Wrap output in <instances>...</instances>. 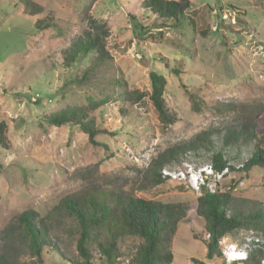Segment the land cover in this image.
Returning <instances> with one entry per match:
<instances>
[{
    "label": "rangeland",
    "instance_id": "1",
    "mask_svg": "<svg viewBox=\"0 0 264 264\" xmlns=\"http://www.w3.org/2000/svg\"><path fill=\"white\" fill-rule=\"evenodd\" d=\"M32 1L44 8L43 14L30 15V9L18 0H0V122L7 124L9 145L8 149L0 146V254L7 253L19 264L33 263L29 251L10 236L17 217L33 210L47 223L56 215L49 233L56 249L44 251L45 264L82 260L78 229L72 219L57 215L60 202L93 188H120L137 197L187 207V219L179 224L173 241L172 264H195L192 259L234 264L224 253L223 259L207 261L205 245L193 237L202 232L205 238L194 183H183L184 190L175 182L155 186L148 181V172L166 150L182 147L204 133L212 136L216 148L226 130L260 118L264 112V0H191L189 19L163 30L164 34L162 20L146 9L145 0ZM47 15L54 27L37 28L38 20ZM89 16L110 29L107 44L113 59L82 81L89 59L65 68L62 55L90 29ZM135 24L146 30L136 31ZM151 71L168 82L165 100L179 119L169 127L160 123L149 102L126 103V91L150 90ZM190 94L200 103V112L193 110ZM95 103L101 108L92 117L110 131L96 138L100 146L92 145L75 124L47 123L50 115ZM121 106H127L128 113H122ZM237 144L229 146L234 154L229 161L236 168L248 156L244 150H253L256 142L241 149L243 144ZM210 155L203 148L187 151L170 168L186 170L187 161L199 166L209 162ZM226 182L234 186L231 193L236 198L264 203V167H253L248 174L232 172L218 184L221 191L229 189ZM142 186L148 189L143 192ZM138 242L134 238L120 242L124 255ZM254 242L264 244V236L237 232L219 246L221 251L229 245L244 251ZM88 248L94 264H111L93 242ZM128 258L123 256L115 264H128Z\"/></svg>",
    "mask_w": 264,
    "mask_h": 264
},
{
    "label": "trees",
    "instance_id": "2",
    "mask_svg": "<svg viewBox=\"0 0 264 264\" xmlns=\"http://www.w3.org/2000/svg\"><path fill=\"white\" fill-rule=\"evenodd\" d=\"M18 2L25 9H30L29 14L32 16L43 14L45 11L32 0H18ZM144 6L162 20L161 34H164L163 30L178 27L182 21H187L188 11L193 13L191 0H145ZM48 18L49 15L39 19L36 23L37 28L54 27L53 23L48 22L51 18L49 20ZM167 22H170L171 26ZM88 23L90 29L77 37L62 55V64L65 68L74 65L77 61L89 59L90 67L84 72L82 81H87L91 73H95L97 68L107 65L113 59L107 44L111 34L110 29L91 16L88 18ZM189 23L192 27L196 24L191 17ZM135 27L136 31L139 29V32L146 30L143 26L137 28L136 24ZM173 71L177 75L180 73L178 69ZM149 80L150 90L147 92L136 89L126 91V103L145 104L147 101L158 113V119L164 127L177 123L179 121L177 115L170 112L165 100L167 79L159 72L151 71ZM189 98L192 101L193 110L200 112L201 106L195 96L190 94ZM100 108L101 106L95 103L86 107L66 109L60 114L46 117V120L52 126L75 124L88 136L92 145L100 146L102 144L96 138L99 135L110 134L109 130L96 124L92 117V113ZM121 108L122 113H128L127 106H121ZM262 114L257 121L251 120V124H242L239 129L233 127L226 130L223 142L216 148L215 142L211 140L212 136L204 133L182 147L166 150L150 166L148 181L155 186L170 182L168 177L162 175V170L170 168L173 162L180 163V156L186 155L187 151L199 148L210 151L211 160L207 163H210L215 170L222 172L227 168L232 172L238 171L229 161L234 155L229 146L237 143L243 144L240 146L241 149L251 142H256L253 150H244L248 156L241 163V171L249 173L253 167H264V112ZM6 131V122H0V146L3 149L9 147ZM176 184L179 189H185L182 184ZM225 186L229 189L215 193L207 191L198 198L197 215L202 219L201 226L205 238L202 232L193 233V237L205 245V258L210 262L222 258L219 243L227 236L240 231H251L264 236V203L236 198L231 193L234 187L231 182H226ZM140 189L145 192L148 188L142 186ZM56 212H58L57 215L72 219L74 228L78 229L77 249L82 260L74 261V264H94L93 252L88 248L90 242L95 244L101 255L111 264H115L117 259L123 256L129 257L128 264H172L173 241L179 224L187 219L188 209L183 204H167L154 199L137 197L120 188L116 190L93 188L77 196L64 198ZM50 220V223H47L46 219L39 217L33 210L22 212L16 219L10 236L29 251L33 257L32 264H45L44 251L46 250L47 253V250L56 249L49 237L50 225L51 222H56V215H51ZM125 238H134L139 241L128 255H124L120 245ZM257 245L258 248L254 245L248 249L247 264H264V244ZM192 262L205 264L197 259H192ZM0 264L19 263L6 253L0 254Z\"/></svg>",
    "mask_w": 264,
    "mask_h": 264
},
{
    "label": "clouds",
    "instance_id": "3",
    "mask_svg": "<svg viewBox=\"0 0 264 264\" xmlns=\"http://www.w3.org/2000/svg\"><path fill=\"white\" fill-rule=\"evenodd\" d=\"M189 162L187 165V168L186 170H181V169H172V168H164L162 170V175L164 177H168L170 182H175V183H185L186 184V181H189L191 182V185L192 183H194V186H192L196 192L198 194H200V196H202V194L204 192H210V193H215L217 191H219L220 189L218 188V184L220 182H222L223 180H225V178L227 176H230L232 174V171L229 170V169H224L222 172L225 171V175H224V179L222 181H215V174L216 173H222V172H219L217 170L214 169V167L210 164V163H205V164H202V165H199V166H195L194 164H197V162H194V161H187ZM207 166H210L212 168V171L211 172H208V170L206 169ZM190 168V169H189ZM236 168V167H235ZM242 169V165L240 164V166H238L237 170L238 171H241ZM185 172V175L186 177L183 178L182 177V174L181 172ZM237 172V171H235ZM243 173H245L244 171H242ZM175 174H178V178L175 177ZM245 174H248V173H245ZM193 175L195 176H199V177H205L206 180L201 182L199 187H197V185H195V181L193 179ZM172 177V179L170 178ZM203 191V192H202ZM221 191V190H220ZM241 233H247V232H251V231H240ZM254 233V232H253ZM257 234V233H255ZM225 241V238H223L221 242H224ZM219 243V244H220ZM255 244V248H258V243L260 242H254ZM224 244V243H223ZM222 244V245H223ZM262 244V243H260ZM254 245H251V247H253ZM238 247L236 245H229V246H226V251H222V256H223V253L227 259L228 262H231V263H238V262H247L248 260V257H249V251L248 249H245L244 251L243 250H240V249H237ZM223 259V258H222Z\"/></svg>",
    "mask_w": 264,
    "mask_h": 264
},
{
    "label": "built area",
    "instance_id": "4",
    "mask_svg": "<svg viewBox=\"0 0 264 264\" xmlns=\"http://www.w3.org/2000/svg\"><path fill=\"white\" fill-rule=\"evenodd\" d=\"M206 169L208 170V172H211L212 171V168L210 166H207ZM181 174H182V177L183 178L186 177L185 172L182 171ZM224 175H225V171L222 172V173H216L215 174V181H222L224 179ZM175 177L178 178V174H175ZM193 179H194L195 185H197V187H199V185H200L201 182H203V181L206 180L205 177L203 178V177H199V176H195V175H193Z\"/></svg>",
    "mask_w": 264,
    "mask_h": 264
}]
</instances>
